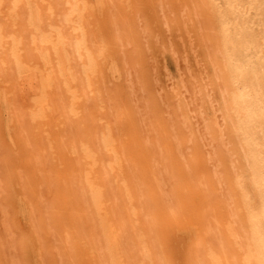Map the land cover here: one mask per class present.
I'll return each instance as SVG.
<instances>
[{"label":"bare ground","instance_id":"obj_1","mask_svg":"<svg viewBox=\"0 0 264 264\" xmlns=\"http://www.w3.org/2000/svg\"><path fill=\"white\" fill-rule=\"evenodd\" d=\"M0 264H264V0H0Z\"/></svg>","mask_w":264,"mask_h":264},{"label":"rangeland","instance_id":"obj_2","mask_svg":"<svg viewBox=\"0 0 264 264\" xmlns=\"http://www.w3.org/2000/svg\"><path fill=\"white\" fill-rule=\"evenodd\" d=\"M173 38H174V37H173ZM160 39H161V38H160ZM160 39H159V40H160ZM169 40H170V43H172V41H174L173 39H169ZM169 40L167 39V40L164 41L165 45H166V44L168 45L169 42L166 43V41H169ZM171 40H172V41H171ZM162 41H163V40H162ZM170 43H169V45H170ZM151 45H152V44H151ZM169 45H168V46H169ZM151 51H152V52H151ZM149 52H151L152 54L148 53V57H151V58H148V60H149V62L152 64V62H153V61H151V60H153L152 57H153V58H154V57H158V55H157V53L155 54V53L153 52L152 49L149 50ZM149 54H150V56H149ZM154 54H155V55H154ZM152 55H153V56H152ZM174 55L176 56V53H175ZM178 56H179L180 59H178V57L176 56V57H177L176 61H179V60L182 61L183 58H185V59L187 58V57L184 56V57L181 59V57L183 56V54H182L181 56H180V55H178ZM158 58H159V59L155 58L154 60H155V61L157 60V62L160 61V60H161V59H160V56H159ZM189 58H190V57L187 58V61L189 60V62H188L189 64L184 63L186 60L183 59V62H182L183 65H181L180 61H179V63H178V62H176V61L174 60V61H172L171 63H169V62H168L169 59H165V62H167V68L169 67V68L171 69V70H169V72L172 71V73H179V72H178V71H179L178 69H180L181 67L185 69V67H186L185 65H186V64L188 65V68H187L186 70H189V66L192 67L191 65H193V63H191L193 57L191 58V60H190ZM157 62H154V64L157 63ZM160 62H163V63H164V59H162V61H160ZM160 62H158V63H159L160 66H161L162 63H160ZM158 63H157L156 65L159 67V64H158ZM177 63H178V65H179V66H178L179 68L177 67ZM190 63H191V65H190ZM128 64H129V63H128ZM130 65H131V66H130ZM134 65H135V67H136L137 70L135 69ZM152 65H153V64H152ZM127 66H128V65H127ZM129 66H130L129 68L127 67V68H128L127 70H128L129 72H128V73L126 72V75H125V77H127V78H126V81H128V78H129V83H130V84H131V82L136 83V85H135L134 83H132L131 87H134L133 85H135V87H136L137 84H138V86L136 87L135 90H132V89H131V90L134 91L135 94H138V95H136V96H137L136 98H137L138 101H143V100L145 101V100L147 99V96H148V91H147V89L141 87V86L139 85L138 80H137V79L139 78V76H138L139 74H138V73H139V70H140V66H139V68H138V64H133V63L129 64ZM132 66H133V67H132ZM153 66H154V65H153ZM131 67H132V69H133V71H134L135 74H136V72H137V74H138V75L136 74V77H137V78L135 77L134 74L129 75L130 72H133L132 69H131ZM154 68H156V69H155L156 71L158 70L157 67L154 66ZM177 68H178V69H177ZM182 68H181V71H180V72L184 73V72H183L184 69H182ZM138 69H139V70H138ZM135 70H136V71H135ZM190 71H191V70H190ZM185 72H186V71H185ZM158 73H159V72L157 71V74H158ZM128 75H129V76H128ZM133 76H134V77H133ZM157 77H158V80H159V81L157 80V81H158V82H157V85L160 83L159 86H158V89L161 87V88H164V90H165V86L167 87V84L165 83V81H166V80H165V77H163V76H161V75H160V76H157ZM162 78H163L165 81H164ZM130 79H131V80H130ZM160 79H162V80H160ZM135 80H136V81H135ZM161 82H162V83H161ZM129 83H128V84H129ZM141 88H142V89H141ZM133 89H134V88H133ZM143 89H145V91H144ZM140 91H143V92H140ZM161 91H162V89H159V92H161ZM136 92H137V93H136ZM141 93H142L143 95H142ZM145 93H146V94H145ZM162 93H163V92H162ZM144 94H145V96H144ZM140 96H142V98H139ZM143 98H144V99H143Z\"/></svg>","mask_w":264,"mask_h":264}]
</instances>
